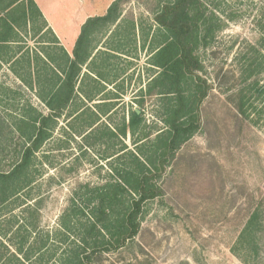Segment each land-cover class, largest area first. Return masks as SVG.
<instances>
[{"label":"rangeland","instance_id":"374dc122","mask_svg":"<svg viewBox=\"0 0 264 264\" xmlns=\"http://www.w3.org/2000/svg\"><path fill=\"white\" fill-rule=\"evenodd\" d=\"M43 1L50 19L63 33L64 44L71 49L79 25L76 19L87 12L101 13L106 0ZM167 2L127 0L117 21L94 35L91 46L95 49L81 66L76 82L82 91L67 109L79 110L58 118L52 137L36 152V180L31 192L33 200L40 199V230L58 226L77 185L112 178L109 163L122 144L134 148V136L114 137L109 130L116 131L130 110H140V89H145L156 71L149 63L148 47L157 26L154 15ZM206 2L214 7L223 27L213 42L199 51L202 74L212 85L200 106V129L177 150L160 180L163 194L147 203L137 235L119 250L97 255L95 264H244L230 248L254 210H258L263 226L257 236L258 254L249 264H264V120L252 124L235 106L251 45L260 48L264 66V0ZM70 18L74 22H67ZM48 37L49 33L42 31L23 30L19 44L35 52ZM6 68L0 75L4 80L1 87L7 93L4 102L9 104L0 107V171L9 170L21 154L22 143L10 124L12 108L27 101L47 111L34 90L22 82H12ZM260 82L264 83V72ZM142 99L145 125L160 128L162 123L155 115L157 95H143ZM100 102L107 105L95 107ZM92 112L99 120L87 129L85 123ZM20 208L12 212L20 213ZM66 248L58 243L50 245L55 255L49 263L57 264Z\"/></svg>","mask_w":264,"mask_h":264},{"label":"trees","instance_id":"16d2710c","mask_svg":"<svg viewBox=\"0 0 264 264\" xmlns=\"http://www.w3.org/2000/svg\"><path fill=\"white\" fill-rule=\"evenodd\" d=\"M126 1L113 0L103 15L87 18L70 55L47 27L34 0H0V61L10 60L22 47L19 43L23 30L49 33L41 44L44 58L32 56L42 61L34 66L35 77L41 82H22L34 90L46 113L27 101L18 107L9 106L14 109L10 124L22 148L18 161L9 170L0 171V264H53L49 261L55 255L50 249L54 243L67 247L57 264H95L97 255L122 248L139 232L147 203L162 196L160 180L177 150L200 129V106L212 85L202 74L199 51L213 42L223 21L207 0H169L154 15L157 26L148 47L149 63L156 71L145 89H140V110H130L128 119L123 118L116 131L109 130L114 137L128 133L134 136V148L122 144L109 163L112 178L99 184L77 185L58 218V226L40 230V199L33 200L31 192L36 180V152L52 137L58 118L79 110L67 109L82 91L76 82L81 66L95 49L91 46L93 37L117 21ZM256 46L251 45L246 54L242 85L235 94L238 113L255 125L264 120V83L260 82L263 54ZM26 53V68H30L31 59ZM2 89L0 106L6 104V89ZM143 95H157L155 115L162 123L160 128L145 125ZM85 96L93 100L92 95ZM100 103L95 107L107 105ZM98 120L92 112L85 123L87 129ZM16 207H21L20 213L12 212ZM262 226L258 210L252 211L230 248L244 264L258 254L257 236Z\"/></svg>","mask_w":264,"mask_h":264},{"label":"crops","instance_id":"0c3cea01","mask_svg":"<svg viewBox=\"0 0 264 264\" xmlns=\"http://www.w3.org/2000/svg\"><path fill=\"white\" fill-rule=\"evenodd\" d=\"M36 5L38 6V8L40 9L45 21H46V25L48 28L51 29V31L53 32L54 36L57 38V40L59 41V45H61L70 55L72 52V49L75 45L76 39L78 37L79 31H80V27L81 25L86 21L87 18L92 17V16H99V15H103L108 6L110 5V3L113 0H106L104 3V6L101 8V13H86L85 15L82 16L81 19L77 20L76 19V23L79 24L78 25V30L76 31V38L74 39V43L72 44V48L69 49V47L64 44V40H63V33L59 30L58 26L56 23H54L51 19H50V13L49 10L47 9V4L45 3V1L43 0H34ZM67 22H74V19H69L67 20ZM69 31H71V36L73 37V31L70 27ZM69 37V38H70ZM42 44V43H41ZM18 50L16 52V54L14 55V57H12L10 60L7 61H0V75L3 71V67L6 66V74L9 75L8 77H12L13 81L12 82H41L40 79L35 77V65L37 66L38 64L40 65L42 63L41 60H34L32 56L34 55H39L41 57L44 58L43 56V47H41V49L38 48H34V50H36L35 52L33 51V49H29V48H19L16 49ZM25 52H27L26 54H28L30 56V68H26V55ZM0 82H4V80H2L0 78ZM0 85H2L0 83ZM5 101V100H4ZM1 107V106H0Z\"/></svg>","mask_w":264,"mask_h":264},{"label":"water","instance_id":"95a60500","mask_svg":"<svg viewBox=\"0 0 264 264\" xmlns=\"http://www.w3.org/2000/svg\"><path fill=\"white\" fill-rule=\"evenodd\" d=\"M136 112H139V110H138V109H136Z\"/></svg>","mask_w":264,"mask_h":264}]
</instances>
